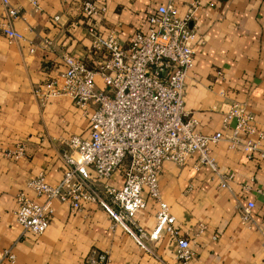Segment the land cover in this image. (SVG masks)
Wrapping results in <instances>:
<instances>
[{"label":"crops","instance_id":"obj_1","mask_svg":"<svg viewBox=\"0 0 264 264\" xmlns=\"http://www.w3.org/2000/svg\"><path fill=\"white\" fill-rule=\"evenodd\" d=\"M8 0L0 2V153L23 147L17 158L0 156V250L10 249L14 261L0 264H88V255L105 252L106 264H177L174 242L167 235L147 241L148 251L96 204L51 200L52 213L38 235L25 232L14 217L18 192L40 203L25 182L42 175L47 182L60 179L65 165L60 154L70 135L86 137L94 104L82 108L66 95L39 101L32 88L62 71L63 53L79 57L92 67L105 56L102 49L90 52L87 27L104 37L112 30L122 46L128 37L147 28L146 17L166 0H100L103 13L87 20L83 0ZM194 0H172L182 16ZM14 8L18 17L9 18ZM56 16V20L53 17ZM8 25L22 39L7 38ZM192 66L182 91L185 118L196 119L201 133L221 131L226 104L245 106L257 131L263 133L264 150V0H201L188 23ZM98 86L100 79L95 78ZM243 136V135H242ZM240 136L242 139L243 137ZM218 169L230 174L221 187L206 166H196L197 154L182 164L164 161L158 176L159 200L174 217L179 234L190 240L191 264H264V158L253 152L247 159L240 147L230 149L225 138L208 145ZM120 187L123 175L115 170L108 179L94 181ZM133 219L145 231L154 225L158 204L147 198ZM252 202L248 221L241 220L242 206Z\"/></svg>","mask_w":264,"mask_h":264},{"label":"built area","instance_id":"obj_2","mask_svg":"<svg viewBox=\"0 0 264 264\" xmlns=\"http://www.w3.org/2000/svg\"><path fill=\"white\" fill-rule=\"evenodd\" d=\"M200 1L194 0L182 16L177 15L172 0L157 5L146 17V30L130 35L125 47H121L112 30L102 37L94 26H88L89 51L104 49L107 54L94 66L87 67L81 58L63 53L62 71L32 88L39 101L66 95L78 108L91 103L94 107L89 116L88 135H70L64 142L60 157L65 170L60 179L50 183L42 175H36L25 182L42 201L35 202L22 192L15 195L14 217L23 231L38 235L45 230L53 199L67 203L72 209L79 208L82 202L96 203L139 248L148 251L147 241L167 235L174 242L177 264H191L194 251L190 240L179 234L173 215L159 200L158 176L162 163L182 164L190 154L196 153L195 165L208 167L217 176L219 185L225 187L230 174L218 169L208 151L209 144L225 138L228 147H240L245 158L253 152L264 158V150L259 149L263 133L256 130L253 116L243 104L230 102L222 111L223 127L231 124L228 135L221 131L201 133L196 129L194 117H184L182 91L192 66L193 50L189 43L194 37L188 23ZM0 2L7 5L8 0ZM104 11L105 5L100 0L81 2V12L87 20ZM7 16L19 15L9 7ZM2 31L9 39H22L8 25ZM96 77L101 86L96 84ZM104 87L108 88L107 92ZM22 151L23 147L16 145L2 151L0 156L17 159ZM119 167L123 175L120 187L104 182L100 186L94 184L108 179ZM142 191L158 204L150 231L143 230L133 219L135 212L144 207ZM252 207L250 201L242 206L243 222L248 221ZM262 236L264 246V232ZM4 260L14 261L8 248L0 250V262ZM87 261L106 264L107 255L92 251Z\"/></svg>","mask_w":264,"mask_h":264},{"label":"rangeland","instance_id":"obj_3","mask_svg":"<svg viewBox=\"0 0 264 264\" xmlns=\"http://www.w3.org/2000/svg\"><path fill=\"white\" fill-rule=\"evenodd\" d=\"M120 45H121V44H120ZM121 47H125V45H124V46L121 45ZM107 90H108V88H105V87H104V91L107 92ZM124 162H125V160L123 161V163H124ZM116 170H120V171H121V167L117 168Z\"/></svg>","mask_w":264,"mask_h":264}]
</instances>
